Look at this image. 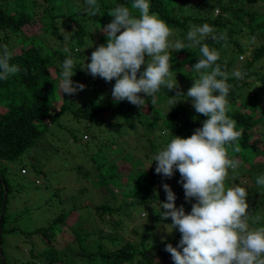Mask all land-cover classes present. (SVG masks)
<instances>
[{"label":"trees","instance_id":"16d2710c","mask_svg":"<svg viewBox=\"0 0 264 264\" xmlns=\"http://www.w3.org/2000/svg\"><path fill=\"white\" fill-rule=\"evenodd\" d=\"M132 2L97 0L99 11L92 16L86 0H80V6L74 4L71 10L68 0L66 7L61 0H0V53L7 45L12 52L10 63L21 69L7 80H0V264H174L162 242L170 234H160L171 220L163 221L161 216L163 209L159 202H166V194L158 186L161 175L155 173L153 159L173 136H191L206 119L195 112L191 98L186 95L176 97L178 103L170 111L168 104L177 90L186 93L199 78L193 64L201 58L200 46L179 52L169 49L171 78L177 80L179 89L168 91L161 86L155 94L156 102L153 104L151 98L144 97L143 108L126 100L114 103L111 90L115 80L105 82L81 69L84 63H90L92 51L106 44L102 30L112 20L109 10L123 5L139 17V12L131 8ZM149 3L150 14H156L172 30L170 43L179 40L189 44L187 33L193 26L204 23L217 33H227L226 41H213L211 37L202 40L219 52L217 63L229 74L237 65L244 73L242 80L231 76L228 80L232 88L227 97V115L236 122L242 135L234 142L241 147L240 152L233 150L234 145H226L228 158L237 160L239 167L235 172L229 169L225 186L247 190L249 224L264 227V186L256 184V178L264 174V99L257 95L264 94V85H258L264 80V67L261 66L260 78L254 70L255 65H264V0H149ZM40 35L48 38L47 43ZM247 45H253L247 57L250 60L240 64L238 56L247 54ZM69 55L76 68L71 79L89 85L90 97L78 105L71 102V97L75 100L73 95H62L59 89L62 64ZM45 141L52 150L46 148ZM36 149L40 153L28 156ZM45 157L47 165H57L61 171L64 164L81 160L72 171H78L76 175L84 173L85 181L77 185L83 192L79 198L71 196L74 206L69 211L61 207L56 217L50 215V225L36 223L37 229L26 231L16 225L17 217H10V199H14L13 192L22 190L17 178L26 177L31 169L33 176L41 180L52 173L34 169L37 160ZM135 169L137 172L131 173ZM40 179L35 180V185L37 181L42 185ZM171 179L180 180L179 172ZM86 183L97 189L94 198H99L97 204H81L80 199L88 196ZM168 185L178 207L182 204L183 189L176 188L181 186L176 182ZM65 191L50 188L48 198H56L51 203L46 200L43 207L69 199L64 198L68 194H60ZM40 209L29 214L35 222ZM145 211L148 215L138 229L130 228L137 214ZM190 211L191 207L187 213ZM84 224L96 225L95 230L85 229ZM62 233L64 237L58 236ZM173 233H177V245L180 233L176 230ZM7 239L19 244L12 256L5 251ZM73 253L76 256L71 259Z\"/></svg>","mask_w":264,"mask_h":264},{"label":"clouds","instance_id":"9594fccd","mask_svg":"<svg viewBox=\"0 0 264 264\" xmlns=\"http://www.w3.org/2000/svg\"><path fill=\"white\" fill-rule=\"evenodd\" d=\"M86 3L88 13L95 16L99 11L97 0H86ZM131 8L139 12L138 18L123 5L108 11L112 20L102 30L106 44L96 47L90 63H84L81 68L93 78L99 77L105 82L115 80L111 90L114 103L126 100L143 108L146 105L144 97H147L154 104L155 94L161 86L168 91L179 89L177 80L171 78L169 49L179 52L199 45L201 53V58L193 64L199 78L186 93L177 90L169 97L168 104L170 111L178 103L175 98L186 95L191 98L195 112L206 119L191 136H173L153 159L155 173L163 178L170 179L176 171L179 172L178 183L182 184L184 199L191 203L188 213L183 205L176 207L174 192L167 183L162 185L166 194V202H159L160 209H163L162 219H170L171 224L167 225L171 232L176 230L181 237L176 247L166 244L165 251L171 255L174 264H264V227L250 228L248 192L241 186H225L229 169L235 172L239 167L237 160L228 158L226 145H234L233 150L240 152L241 147L234 142L242 135L236 122L227 115V97L232 88L228 80L230 76L242 80L244 73L234 70L229 74L217 63L219 52L202 43L206 37L217 42L226 41L227 33H217L214 27L204 23L193 26L187 33L189 44L179 40L170 43L168 38L172 30L156 14H150L149 0H133ZM245 49L249 57L253 48L247 46ZM238 58L245 60L240 55ZM11 59L12 52L4 45L0 53V80H7L21 71L16 64L10 63ZM258 65L254 70L260 78L264 65ZM75 69L74 60L69 55L63 61L60 73L62 95H75L85 89L84 84L71 79ZM263 83L264 80L258 85ZM256 184L264 186V174L256 178ZM145 215H148L146 211Z\"/></svg>","mask_w":264,"mask_h":264},{"label":"rangeland","instance_id":"374dc122","mask_svg":"<svg viewBox=\"0 0 264 264\" xmlns=\"http://www.w3.org/2000/svg\"><path fill=\"white\" fill-rule=\"evenodd\" d=\"M56 1L59 2L60 0H56ZM65 1H67V0H61V2H62L61 4L63 7H66ZM68 1L70 2V6H69L70 10L74 4H77L78 6L81 5L80 0H68ZM41 38H42L43 42L47 43L48 38L46 36H41ZM50 44H51V42H50ZM247 46H249V48H253V45H247ZM247 55L248 54L241 55V56L245 57V59H246ZM243 62H244V59L241 61L239 60L238 63L242 64ZM260 65H258V67ZM235 69L240 70L241 68L239 67V65H237ZM247 80L250 81V79H247ZM84 85L86 87L84 90H82L83 93L77 92L75 95H73V98H75V100L74 99L72 100V97H71V102H73L75 105L76 104L78 105V104L85 102L86 99H88L90 97V93L88 91L89 85H88V83H84ZM79 94H82V97H80ZM257 95L258 96L261 95L260 98L264 99V94L262 95L261 92H258ZM59 104H61V101H59ZM161 136H163V135L161 134ZM127 138H129V137H127ZM49 139L54 140L53 142H55L54 137L49 136ZM45 142H46V148L48 150H52L48 141H45ZM63 150H64V148H63ZM38 153H40V151L38 149L32 150V152L28 156H33L34 154L36 155ZM47 161H48V159L46 157L43 159L40 158L36 162L38 166L35 164V166H34L35 168L34 167L33 168L34 169L42 168L43 171L49 170L52 173H50L45 180L44 179L41 180L40 178L33 176L34 172L31 169L26 177L17 178V180L20 181V186H21L22 190L19 192H13L14 199H12V200L10 199V207H9L10 217H17L18 220H17L16 225H18L20 228H22L26 231L37 229L36 223L40 224V226H45L47 224L50 225L51 224V218H54L58 215L61 207L66 209L67 211H69L71 209V207L74 206L71 204V202H72L71 196H73L74 198L75 197L79 198L78 195H80V193L83 192L81 190H78L79 187L77 185H80L81 181H85L84 173H80V174L76 175V173L78 171H76V172L72 171V168L79 165L81 160H77V161L72 160L73 162H70L68 165L64 164L65 167H61L64 169V171H61V169L59 167H57V165H54V164H48L47 165ZM83 167H85V166H83ZM137 169H139V168H137ZM137 169L133 170L131 173L137 172ZM67 172H69V173H67ZM236 174L241 175L239 172H237ZM37 179L41 180L42 185H39V184H38L39 186L35 185L34 182ZM230 179L233 180L232 177ZM178 181L179 180L176 181L175 179L163 178L161 176L160 181H159L160 185L158 184V186L162 187V185L165 183H167V184H170L172 182L178 183ZM123 182L127 183L128 180H126L124 178ZM246 184L250 185L249 182H246ZM85 185L87 187L85 190L87 191L88 196L82 197L80 199L81 204L82 203L83 204H90V205L97 204L99 202V198L97 197V199L94 200L95 196L97 195V189L92 187L89 183H86ZM180 185L181 186H178L176 188H178V189L182 188L183 189L182 184H180ZM50 188H55V192L59 189H62V191L65 189L66 191L61 192L60 194H68L64 198H67L68 196L70 198L67 200L63 199V201L58 200V201H55L53 204H48L45 207H43L46 200H48V203H51V201H53V199L56 198V197L48 198V194H50L48 192V190ZM162 192H164V190ZM181 201H182V204H179L178 207L183 205L185 212L187 213L188 209L191 207V203L185 201L184 190L182 192V200ZM75 202H76V199H75ZM82 206H84V205H82ZM41 207H43V208L40 209ZM76 207H78V205H75V209H76ZM38 209H40L39 210L40 212L37 213L38 214L37 217H39V219L35 222V220H33L29 214L34 213L35 210H38ZM86 211H87V209H86ZM86 211L81 212V213H85ZM50 215H51V218H50ZM137 215L138 216L136 217V219H133V221L129 225V227L132 229L133 228L138 229V227H139L138 225L145 218V213L143 214V212H139ZM253 224H254L253 222L251 224H249L250 228H256V226ZM83 227L85 229H88L89 231H94L96 225L90 226L88 224H84ZM160 234L165 235V236H167L166 234H170V236L167 238L166 241H162L165 243L164 244L165 246H166V244H169V243L172 244V246H176L175 238L177 236V233H173V231L171 232L170 227H168L166 225L163 226L162 229L160 230ZM58 236L64 237L63 233L61 235H58ZM125 237H127V235ZM163 239L164 238H161L160 240H163ZM5 244H6V246H5L6 254L7 255L9 254L11 256L14 254L15 250H17V247L19 246V244L16 243L15 241H13L12 239H7L5 241ZM70 245L72 246V248L76 249V246L74 245L73 242H70ZM75 254L76 253H73L72 256H69V257L72 259V257L76 256ZM24 256H26V258L28 256L26 251H24ZM17 257L22 258L19 255H17ZM19 260L23 261L25 259H17V261H19ZM21 261H19V262H21Z\"/></svg>","mask_w":264,"mask_h":264},{"label":"water","instance_id":"95a60500","mask_svg":"<svg viewBox=\"0 0 264 264\" xmlns=\"http://www.w3.org/2000/svg\"><path fill=\"white\" fill-rule=\"evenodd\" d=\"M0 231H1V226H0Z\"/></svg>","mask_w":264,"mask_h":264}]
</instances>
